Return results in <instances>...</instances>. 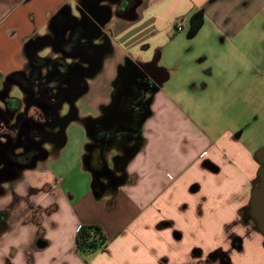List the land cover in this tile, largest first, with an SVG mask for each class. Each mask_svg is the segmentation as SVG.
Wrapping results in <instances>:
<instances>
[{
  "label": "crops",
  "instance_id": "0c3cea01",
  "mask_svg": "<svg viewBox=\"0 0 264 264\" xmlns=\"http://www.w3.org/2000/svg\"><path fill=\"white\" fill-rule=\"evenodd\" d=\"M70 1L79 0H0V111L22 96L11 75L30 71L33 39ZM110 11L112 55L67 126L80 136L72 164L50 162L67 143L54 138L44 161L0 191V264H264V237L242 214L264 144V0H131L129 14ZM127 58L156 59L168 78L124 180L96 193L93 177L77 186L88 171L85 120L109 101ZM112 151L104 152L109 162ZM84 224L101 226L103 249H78Z\"/></svg>",
  "mask_w": 264,
  "mask_h": 264
},
{
  "label": "flooded vegetation",
  "instance_id": "af4514ba",
  "mask_svg": "<svg viewBox=\"0 0 264 264\" xmlns=\"http://www.w3.org/2000/svg\"><path fill=\"white\" fill-rule=\"evenodd\" d=\"M115 1V15L129 14L131 0L75 1L80 15L65 5L51 18L50 31L33 39L30 71L12 77L25 93L9 98L6 109L0 111V191L22 171L44 161L54 138L65 139V122L78 112L77 103L88 92L90 78L112 55L107 17L108 3ZM159 78L150 65L124 61L111 81L109 101L100 105L96 117L85 120L100 191L124 180L126 161L141 144ZM65 103L70 104V112L60 116ZM108 149L114 152L111 162L104 153ZM5 223L6 214H0V228Z\"/></svg>",
  "mask_w": 264,
  "mask_h": 264
},
{
  "label": "water",
  "instance_id": "95a60500",
  "mask_svg": "<svg viewBox=\"0 0 264 264\" xmlns=\"http://www.w3.org/2000/svg\"><path fill=\"white\" fill-rule=\"evenodd\" d=\"M109 17H110V14L108 15L107 18L109 19ZM125 61L127 62V61H132V60L127 58ZM146 64L154 67L155 70H158V72L160 73V78L158 80V88H159L160 85L162 83H164L168 78L167 71L165 70V68H161V67H158L156 65V59L152 60V62H148ZM18 86L23 90L21 85L18 84ZM60 110H61V108H60ZM59 115L63 116L60 114V111H59ZM76 119H78V113L77 112L65 122L63 131L65 132V129L68 126V124L71 123L72 121L76 120ZM89 128H90L89 124L85 122L86 133H87L89 139H92ZM91 145L92 144L90 142H88V144L86 145V153L83 157V165H84V168L86 170L91 172L92 177H93V181H95V180L99 179V171L96 170L92 166L93 148L91 147ZM134 154H135V152L132 154V156ZM131 157H129L128 160L126 161V166H127ZM255 157H256L257 161L259 162L260 167H259L258 172H257V182H256L254 188L252 189L249 203L247 205V208L245 209L246 210L245 215L247 216V218H251L254 220L255 229L259 233H261L262 236L264 237V145H262L255 152ZM115 186H116V184L114 185V187Z\"/></svg>",
  "mask_w": 264,
  "mask_h": 264
},
{
  "label": "rangeland",
  "instance_id": "374dc122",
  "mask_svg": "<svg viewBox=\"0 0 264 264\" xmlns=\"http://www.w3.org/2000/svg\"><path fill=\"white\" fill-rule=\"evenodd\" d=\"M69 3V5H70V7H71V9H72V12H73V14L74 15H80V11L78 10V8H77V6H76V3L74 2V1H70V2H68ZM103 3H107V2H103ZM108 4H110V7L113 9V10H115V8H116V6H117V4H116V1L113 3H108ZM114 16H115V14H114ZM117 21V18L115 19V17L113 18V20L111 21V23H113V22H116ZM186 28H187V30H184V31H182V32H180V33H187V31H188V29H189V21H187L186 22ZM48 31H50L49 30V27L47 28V29H45V30H43V32H41V33H43V34H45V33H47ZM179 32V31H178ZM130 41V31H129V33L127 34V36L125 37V38H123V39H121V43L122 44H128V42ZM124 44V45H125ZM168 48H171V46L170 47H168ZM47 50V49H46ZM48 52V51H47ZM47 52H43V54H46ZM169 54H171L172 55V52L171 51H169ZM48 54H46V56H47ZM160 63H161V65H163V66H165V67H167L169 70H170V68H172L171 66H169V65H172V64H170V63H168V62H166V61H164V58L162 57V59H161V61H160ZM166 64V65H165ZM118 73H119V69H118ZM16 93L15 94H17V95H22L23 94V90L18 86V85H15V90H14ZM77 107L78 108H80V109H86L87 108V106H86V102H85V100L84 99H81L78 103H77ZM70 112V104H68V103H65V106H63L62 108H61V110H60V114L61 115H63V116H67L68 115V113ZM69 127V126H68ZM68 127H66L67 128V130L65 129V135H66V138H67V143H66V146L64 147V153L63 154H60V156L58 157V158H55V159H53L52 157H49V160H50V162H55L56 164H58L61 168H65V169H67L68 170V167H69V165H71L72 164V159H73V157H72V155L75 153V150H76V148H77V145L79 144V134L77 133V132H73V130H71V131H69V128ZM83 133H84V136L87 138V140H88V137H87V134H86V130L85 129H83ZM263 142H264V139L262 140ZM262 145H264V144H262ZM48 146H50L51 147V144L49 143L48 144ZM261 147V146H260ZM82 149H83V151H84V146H82ZM82 164V163H81ZM87 175V178L85 179V181L84 182H82V180L80 179V180H78L77 179V181H79V183L77 184V186L78 185H85V186H90L91 185V181H92V174H91V172H89V171H86L85 172ZM75 175V174H74ZM74 178H77V176L75 177L74 176ZM67 182H71V179L69 180V179H67ZM246 212V210L242 213L243 214V216L247 219V221L249 222V224L252 226V227H255V222H254V220L253 219H251V218H247V216H245L244 215V213Z\"/></svg>",
  "mask_w": 264,
  "mask_h": 264
},
{
  "label": "trees",
  "instance_id": "16d2710c",
  "mask_svg": "<svg viewBox=\"0 0 264 264\" xmlns=\"http://www.w3.org/2000/svg\"><path fill=\"white\" fill-rule=\"evenodd\" d=\"M32 60V55L31 58ZM31 62V61H30ZM23 72L13 73L11 76L16 78ZM97 180L93 181V188L98 193ZM76 244L80 251L82 252H93L98 249H103L106 244V237L102 231L101 226L97 224H84L81 225L76 236Z\"/></svg>",
  "mask_w": 264,
  "mask_h": 264
},
{
  "label": "built area",
  "instance_id": "2783aa9c",
  "mask_svg": "<svg viewBox=\"0 0 264 264\" xmlns=\"http://www.w3.org/2000/svg\"><path fill=\"white\" fill-rule=\"evenodd\" d=\"M183 29H184V23H183V21L181 20V21L177 22V24H176V30H177V31H181V30H183Z\"/></svg>",
  "mask_w": 264,
  "mask_h": 264
}]
</instances>
